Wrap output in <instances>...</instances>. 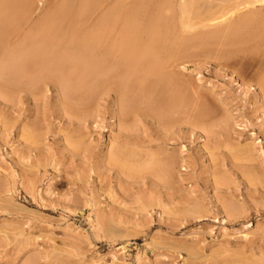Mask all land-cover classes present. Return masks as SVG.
Here are the masks:
<instances>
[{"label": "rangeland", "instance_id": "obj_1", "mask_svg": "<svg viewBox=\"0 0 264 264\" xmlns=\"http://www.w3.org/2000/svg\"><path fill=\"white\" fill-rule=\"evenodd\" d=\"M116 1L0 0V264H264V2L172 0L169 70L204 96L200 122L178 130L163 103L120 87L100 103L97 84L57 93L22 59L45 33H94ZM248 12L254 51L224 45L217 32ZM121 130L140 144H117Z\"/></svg>", "mask_w": 264, "mask_h": 264}, {"label": "bare ground", "instance_id": "obj_2", "mask_svg": "<svg viewBox=\"0 0 264 264\" xmlns=\"http://www.w3.org/2000/svg\"><path fill=\"white\" fill-rule=\"evenodd\" d=\"M192 1H194V0H192ZM242 1L244 2V5L246 4V7L249 5L255 6L256 4H259L260 2L261 3L264 2V0H242ZM200 2H201V0H200ZM208 2H209V0H208ZM231 2H229L230 6H228V5H227V7L223 6L225 8H224L223 14L221 13L222 16H224V15L226 16V14H228L233 9V8L231 9V7H232ZM187 3H188V0H187ZM192 3H194V2H192ZM220 3H214L213 2V4H217L218 6ZM237 3L238 2H236V4ZM170 4L171 5L173 4L172 0H117L116 3L111 8V10L109 11V14H106L109 16L103 18V21L96 26L94 33L79 34L77 32V29H76V31L75 30L72 31L73 29H68V30L66 29L67 31L70 30V32H65L64 34L63 33L58 34V32L57 33H53V32L45 33L44 35H42L38 39V43L41 45L42 48L39 50L37 49V51H34V52L31 51L28 54L26 53L22 59L26 58V60H25L27 62L26 67L29 63L32 64V66L34 67L33 69L36 70L33 72L38 73V75H37L38 79L40 78V80L44 83L43 86L45 85V87L46 86L55 87L57 90V93H59V91L61 90L60 88L63 87V89H64L65 86L68 87V84H70L69 87H73V90H75V91H77V89L82 87V86H86V85L89 86L90 85L89 87H92V85L96 86V84H97L98 85V86H96L97 88L99 86L101 88L103 87L102 88L103 92L100 94V92L98 91L100 96H98V95L97 96L100 97V99L97 98L96 95H95L96 97H94V98H97L98 101L99 100L107 101L108 99L105 98L104 96L108 95L107 97H109V94H111L113 91L116 92V89L119 90V88H117V87H120L122 90L121 93L123 94V98H125V99L132 98V100H134L133 99V97H134L137 100V97L138 98L144 97V98H147V101H146L147 103H148V100L151 99V101H153L155 107H157V105H159L160 103H163V105L161 104L162 107L165 104L167 111L169 112V114H172L173 117L172 116L171 117L174 118L172 122L169 121V123H171V124L173 123L172 127H176L178 130H180L179 128H182V127L193 128L194 127L193 125H195V122H196V119H194V118L198 117L199 113H197V112L199 111V109H202L201 106L203 103L201 102V99L204 96L201 97V94L203 95L202 90L200 89L201 86L200 87L198 86V89L195 86L192 87L190 82L185 81V80L183 81L182 80L183 78L181 80L179 78L177 79L176 75L173 76L174 74L172 75L171 74L172 71L169 70L170 68H172V66H171L172 60L175 59L176 55L179 53V52L177 53L176 48L173 47L174 45H176V43L174 44V42H173L174 40L172 42H169V40H171L169 38L170 29L174 28L173 27L174 25L171 28L169 25L170 23L168 24V22H170V17L166 14V11H168V13L172 11V10L170 11V9H172L170 7L171 6ZM198 4L195 3V5H198ZM204 4H207V3H204ZM191 5H193V4H191ZM195 5H193V6H195ZM233 5H234V3H233ZM244 5L242 3L240 4V6H244ZM220 6H221V4H220ZM195 7H197V6H195ZM236 7L238 8V6H236ZM204 8L205 7H203V10H197V11H199V12L203 11L202 13H204ZM207 8H206V10H207ZM194 9H196V8H194ZM241 9H242V7H241ZM188 10H189V8H188ZM188 10L186 9L187 13H188ZM217 10H219V9H217ZM192 12H193V9H192ZM255 12H248V13L241 15L236 24L233 22V24H235L234 26L229 25L222 32L221 31L217 32V33H220L219 35L221 38H219V39H222L223 41L226 42V44H224V45H228L229 42H232L233 37H234V40L236 39V41L241 44V47L243 46L242 49H244V46L247 45V47H248V44H250L251 42L254 43L256 41V38L258 37V35H257L255 30L259 26L254 30V25L252 23L257 21L256 19L259 17L256 18L257 13L255 14ZM209 13H211V12H209ZM194 14H195V12H194ZM217 14H215V15H217ZM202 15L205 16V13ZM219 15H220V13H219ZM208 17L209 16L205 17L206 20L210 18V17L209 18ZM145 18H147V21L144 22L143 19H145ZM220 18H222V17H220ZM104 20L105 21L107 20V22H109L108 27H107V25L103 24ZM120 21H123V23L125 22L126 27H124L121 35L117 36V35L113 34V29H114L115 24L120 22ZM198 22H199V19H198ZM147 30H149V31H147ZM146 31L149 34L147 36H145L146 38H144V34L147 33ZM75 32H77V34ZM259 33L262 34L263 32L260 31ZM171 34H172V31H171ZM232 34L235 36L231 37ZM261 34H259V36H261ZM215 35H217V34H214V36ZM219 35H218V37H219ZM34 36H35V34H34ZM197 36H196V40H197ZM207 36H209V35H207ZM170 37H172V36H170ZM174 38H176V37H174ZM192 38H191V40H192ZM199 38H201V37H199ZM216 38H217V36H216ZM187 39H189V38H187ZM202 39H204V38H202ZM219 39H217V40H219ZM198 41H200V40H198ZM198 41H196V42H198ZM181 42H182V39H181ZM191 42H189V43H191ZM207 42L209 43V41H207ZM194 43H195V41H194ZM180 44H177V45H180ZM184 44H187V42L186 43L184 42ZM184 44L182 43V45H184ZM199 44H200V42H199ZM195 45H196V43H195ZM229 45H231V44H229ZM233 45H235V44H233ZM250 45L247 48V50L249 51L252 48L250 51L253 52L256 44H254V47H253V45L252 46H250ZM200 46H202V45L200 44ZM185 50H186V48H185ZM240 50H241V48H240ZM247 50H244L245 51L244 54H246ZM252 52H251V54H253ZM20 54H22V53H20ZM242 54L243 53L241 52V58H242ZM248 55H249V53H248ZM178 56H179V54H178ZM246 57H248V56H246ZM243 59H247V58H244V56H243ZM25 61H24V64L26 63ZM20 63L22 64V62H20ZM29 66L32 68L31 65H29ZM30 67L28 69H30V71H32V69ZM185 70H186V68H185ZM35 75H36V73H35ZM182 76H183V74H182ZM117 78L119 81H116ZM262 79L263 80H262V87L261 88H264V78H262ZM123 83L125 84L124 88L126 87L125 91L122 88L124 85ZM130 83H132V84H130ZM121 84H123V85L120 86ZM100 87L97 90H100ZM102 90H100V91H102ZM95 92H97V91H95ZM81 95H83V94H81ZM131 95H132V97H130ZM77 96H79V95H77ZM85 96L87 98V94ZM91 97H93V95ZM80 98H82V96ZM101 101H99V102L101 103ZM123 101H124V99H123ZM204 101H205V99H204ZM149 102H150V100H149ZM99 105L100 104L98 103L97 108ZM204 105H206V104H204ZM146 106H147V104H146ZM102 107H104L103 104H102ZM122 107L123 106H121V108ZM109 108L110 107H108L107 109H109ZM163 108H165V107H163ZM100 109H101V107H100ZM123 109L125 110V107ZM166 109H165V111H166ZM69 110L71 112H73L75 109H73L72 107H69ZM115 110H113V112L111 113V114H114L113 118L118 119L120 117L121 120L120 119H119L120 121L118 120L120 125L123 122H126V120H125L126 118H124L120 113L122 110H120V112H119V110L118 111H115ZM140 110H142V108ZM146 110H147V108L144 111L142 110V112L144 113ZM204 110H205V108H204ZM77 111L79 112V109ZM148 111L151 112V110H147V113H148ZM108 112H110V111H108ZM128 112H130V111H128ZM168 112H166V113H168ZM98 113L100 114L99 116H101V113L100 112H98ZM126 113L123 115L125 116ZM154 113H155V111H154ZM132 114H130L129 116H131ZM157 114L158 113H155V114H153V113L149 114L148 113L147 117L152 116L151 117L152 120H154V121L156 120L155 122L161 123L160 122L161 120L158 119ZM160 114H158V116ZM120 115L123 117V119ZM144 116L145 115H143V117ZM163 117H165V116L163 115ZM201 117H203V116H201ZM77 118H79V117L77 116ZM160 118H162V117H160ZM127 119H129V118H127ZM197 122H200V121L198 120ZM197 122H196V124H198ZM115 123H117V120L113 121V125ZM79 124H81V123H79ZM163 126H165V125H163ZM85 127H87V126H85ZM168 127H170V126H168ZM120 129H121V127H120ZM124 131H126V129ZM117 139L120 140V143H118ZM133 139L134 138L131 136V134L123 133V131H122V133H120L119 135L116 136L117 144L121 145V143H125V144L131 145V147L133 146L132 144H134V143L140 144V141L138 142V141H135V139L134 140ZM142 143H144V142H142ZM148 143H150V142L148 141ZM123 150H121V153ZM117 151H120V149L118 150V148H117L115 152H112L113 153L112 159L115 162L120 160V158H118L120 155V152H117ZM116 152L119 153V155ZM121 156H123V154L120 155V157ZM130 156H132L131 153H130ZM124 157H125V155H124ZM122 160L123 159H121V162H122ZM123 163L125 165V160ZM123 163H122V166H123ZM126 163L128 164V162H126ZM167 165H168V167H164V169H162V170L166 171L170 168L174 169L175 166L177 165V162L174 158H170L167 161ZM128 168H126V169H128ZM165 168H167V169L165 170ZM122 169H123V167H122ZM171 169H170V172L172 171ZM156 171H157V168H156ZM157 173H159V172H157ZM162 174H161V176H163Z\"/></svg>", "mask_w": 264, "mask_h": 264}]
</instances>
